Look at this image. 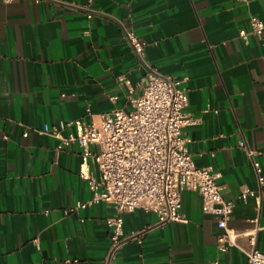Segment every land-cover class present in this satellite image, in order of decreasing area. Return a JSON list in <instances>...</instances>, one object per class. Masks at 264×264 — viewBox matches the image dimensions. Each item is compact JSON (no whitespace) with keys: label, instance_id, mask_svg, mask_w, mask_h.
Instances as JSON below:
<instances>
[{"label":"crops","instance_id":"1","mask_svg":"<svg viewBox=\"0 0 264 264\" xmlns=\"http://www.w3.org/2000/svg\"><path fill=\"white\" fill-rule=\"evenodd\" d=\"M253 16L264 21V0H0V264H106L114 206L89 204L81 149L59 148L74 121L131 109L129 97L109 96L120 76L135 83L148 67L186 80L203 116L188 151L219 174L234 229L260 220L264 250V207L239 201L257 189L243 141L264 169V35L249 33ZM125 29L148 42L145 63ZM182 214L187 222L166 225L155 212L125 214L117 264H248L238 249L220 251L199 193H182Z\"/></svg>","mask_w":264,"mask_h":264},{"label":"built area","instance_id":"2","mask_svg":"<svg viewBox=\"0 0 264 264\" xmlns=\"http://www.w3.org/2000/svg\"><path fill=\"white\" fill-rule=\"evenodd\" d=\"M4 1L11 4L15 0ZM238 1L250 3L255 0ZM250 26V34L259 38L264 35L261 18L253 16ZM247 34V31L241 32L244 37ZM125 37L139 61L145 63L148 42L127 29ZM185 81L152 67H148L135 83L125 75L120 76L118 91L109 96L110 100L120 103L127 96L132 108H116L101 114L98 121L78 119L71 124L75 125L76 132L62 138L60 153H65L71 143L77 144L82 151L81 176L90 185L89 204L106 202L114 206V212L107 219L111 246L106 264L118 263L117 252L124 242L125 214L143 209L158 214L159 225L187 222L182 214V193L185 191H194L201 196L205 213L212 216L217 226L218 247L222 253L229 254L238 249L247 257L248 264H264V250L258 245L259 231L263 229L260 220H255L258 223L255 229H234L236 203L224 199L218 183L219 174L212 168L198 167L188 151V145L193 142L189 129L201 124L203 116L191 111L190 91L185 87ZM124 83L128 90L119 91ZM240 147L251 163L257 189L245 188L239 201L246 203L253 197L261 212L264 207L261 153L245 141ZM91 163L96 165L97 174L91 171Z\"/></svg>","mask_w":264,"mask_h":264}]
</instances>
